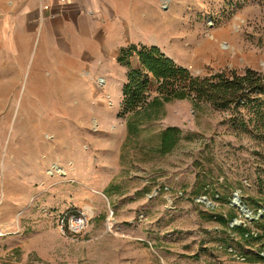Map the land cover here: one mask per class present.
Returning <instances> with one entry per match:
<instances>
[{"label": "rangeland", "instance_id": "rangeland-1", "mask_svg": "<svg viewBox=\"0 0 264 264\" xmlns=\"http://www.w3.org/2000/svg\"><path fill=\"white\" fill-rule=\"evenodd\" d=\"M102 1L116 5L124 41L151 40L149 13L169 22L159 47L193 75L264 76V0ZM136 16L139 29L125 30ZM33 76L0 61V264H264V79L246 104L221 108L165 101L151 77L146 102L123 112L126 83L78 71L69 108L85 109L73 114L66 96L35 93ZM168 126L181 136L162 153ZM76 210L89 225L65 234L60 220Z\"/></svg>", "mask_w": 264, "mask_h": 264}, {"label": "crops", "instance_id": "crops-1", "mask_svg": "<svg viewBox=\"0 0 264 264\" xmlns=\"http://www.w3.org/2000/svg\"><path fill=\"white\" fill-rule=\"evenodd\" d=\"M102 4V0H0V37L6 39V58L0 61L6 62L10 70H32L35 93L64 95L66 98L58 100L61 109L83 114V103L70 109L67 97L74 92L76 72L105 78L107 84L112 80L113 87L122 91L129 66L118 60L121 48L136 42L160 46L157 32L170 30L169 22L165 27L149 13L141 24L150 31L147 39L151 40L139 41L130 36L129 41H124V23L116 5ZM129 23L125 30L140 27L137 16L131 17ZM173 59L185 65V58ZM130 65L140 67L139 57L130 58ZM47 77L54 81L47 84ZM107 93L113 94L111 90Z\"/></svg>", "mask_w": 264, "mask_h": 264}, {"label": "trees", "instance_id": "trees-1", "mask_svg": "<svg viewBox=\"0 0 264 264\" xmlns=\"http://www.w3.org/2000/svg\"><path fill=\"white\" fill-rule=\"evenodd\" d=\"M134 54L139 56L140 67L134 68L130 65V57ZM118 60L129 66L128 81L123 89V112L132 111L146 102L151 77L158 82V94L165 101L193 98L211 102L221 108L246 104L245 97L261 89L264 79V76L252 69L243 73L237 70H222L210 76L193 75L187 67L178 64L157 45L124 46L119 52ZM181 131L178 126H168L162 131V153L170 152L175 147ZM235 227L241 230L244 236L254 237L248 227Z\"/></svg>", "mask_w": 264, "mask_h": 264}, {"label": "built area", "instance_id": "built-area-1", "mask_svg": "<svg viewBox=\"0 0 264 264\" xmlns=\"http://www.w3.org/2000/svg\"><path fill=\"white\" fill-rule=\"evenodd\" d=\"M89 225L88 214L85 210H76L69 216H63L60 220V227L72 236L79 235ZM65 229V230H64Z\"/></svg>", "mask_w": 264, "mask_h": 264}, {"label": "water", "instance_id": "water-1", "mask_svg": "<svg viewBox=\"0 0 264 264\" xmlns=\"http://www.w3.org/2000/svg\"><path fill=\"white\" fill-rule=\"evenodd\" d=\"M241 201H242V199H241V197H240V195H239V191H237V192L235 193V195H234L233 203H234L235 205L239 206V207L241 208V211L244 212V213H246L247 216H250V212H251L250 209L248 208L247 205H243V204H241Z\"/></svg>", "mask_w": 264, "mask_h": 264}, {"label": "bare ground", "instance_id": "bare-ground-1", "mask_svg": "<svg viewBox=\"0 0 264 264\" xmlns=\"http://www.w3.org/2000/svg\"><path fill=\"white\" fill-rule=\"evenodd\" d=\"M39 134V133H38ZM61 171V170H60ZM63 171V170H62ZM90 212H91V210H90V208L89 207H86Z\"/></svg>", "mask_w": 264, "mask_h": 264}]
</instances>
